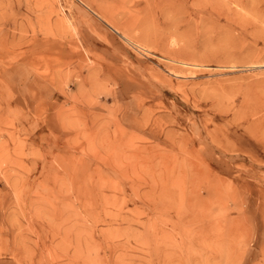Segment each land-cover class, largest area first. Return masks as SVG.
I'll return each mask as SVG.
<instances>
[{
	"label": "rangeland",
	"instance_id": "1",
	"mask_svg": "<svg viewBox=\"0 0 264 264\" xmlns=\"http://www.w3.org/2000/svg\"><path fill=\"white\" fill-rule=\"evenodd\" d=\"M263 136L264 0H0V264H264Z\"/></svg>",
	"mask_w": 264,
	"mask_h": 264
},
{
	"label": "bare ground",
	"instance_id": "2",
	"mask_svg": "<svg viewBox=\"0 0 264 264\" xmlns=\"http://www.w3.org/2000/svg\"><path fill=\"white\" fill-rule=\"evenodd\" d=\"M108 20H109V19H108ZM109 26H110V25H109ZM114 28H115V27H114ZM115 29H116V28H115ZM117 32H118V30H117ZM123 34H124V33H123ZM125 35H126V34H125ZM123 36H124V35H123ZM127 36H128V35H127ZM130 40H131V39H130ZM174 60H175V59H174ZM178 61H181V60H178ZM181 62H182V61H181ZM184 62H185V61H184ZM184 62H183V63H184ZM263 137H264V136H263Z\"/></svg>",
	"mask_w": 264,
	"mask_h": 264
}]
</instances>
